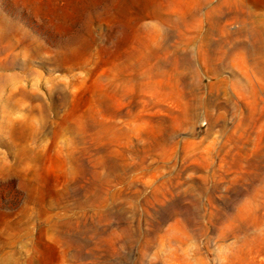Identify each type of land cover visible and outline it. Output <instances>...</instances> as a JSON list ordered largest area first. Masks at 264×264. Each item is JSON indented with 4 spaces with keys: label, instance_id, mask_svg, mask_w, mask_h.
Returning a JSON list of instances; mask_svg holds the SVG:
<instances>
[{
    "label": "rangeland",
    "instance_id": "1",
    "mask_svg": "<svg viewBox=\"0 0 264 264\" xmlns=\"http://www.w3.org/2000/svg\"><path fill=\"white\" fill-rule=\"evenodd\" d=\"M253 54L264 0H0V264H264Z\"/></svg>",
    "mask_w": 264,
    "mask_h": 264
},
{
    "label": "bare ground",
    "instance_id": "2",
    "mask_svg": "<svg viewBox=\"0 0 264 264\" xmlns=\"http://www.w3.org/2000/svg\"><path fill=\"white\" fill-rule=\"evenodd\" d=\"M222 43L228 44L230 42L229 41H223ZM230 49L241 50V49H247V48H246V46L244 47L240 43H233V44H231ZM222 50H223V46H221V43H218L216 46H214L212 48L211 54H205L204 53L203 56L212 57V55H214V54L219 55V53ZM253 56H254V54H253ZM255 56L252 58V61H251V70L254 74L255 79L258 80L257 86L255 87V95H256V98H258L259 94L264 92V64ZM215 66H216V68H220V67H222V63L217 64ZM236 80L237 81L235 83H237V84H240L243 81V79L241 77H237Z\"/></svg>",
    "mask_w": 264,
    "mask_h": 264
}]
</instances>
